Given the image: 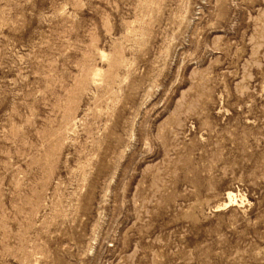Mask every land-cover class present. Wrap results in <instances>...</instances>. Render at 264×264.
Instances as JSON below:
<instances>
[{"label": "rangeland", "instance_id": "obj_1", "mask_svg": "<svg viewBox=\"0 0 264 264\" xmlns=\"http://www.w3.org/2000/svg\"><path fill=\"white\" fill-rule=\"evenodd\" d=\"M0 264H264V0H0Z\"/></svg>", "mask_w": 264, "mask_h": 264}, {"label": "bare ground", "instance_id": "obj_2", "mask_svg": "<svg viewBox=\"0 0 264 264\" xmlns=\"http://www.w3.org/2000/svg\"><path fill=\"white\" fill-rule=\"evenodd\" d=\"M228 198H229V201L231 202L232 201V195L230 193H228Z\"/></svg>", "mask_w": 264, "mask_h": 264}]
</instances>
